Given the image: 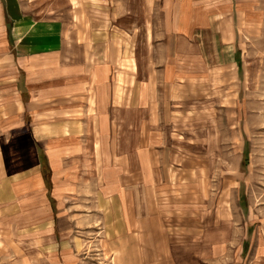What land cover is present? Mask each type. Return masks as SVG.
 <instances>
[{"label": "crops", "instance_id": "crops-1", "mask_svg": "<svg viewBox=\"0 0 264 264\" xmlns=\"http://www.w3.org/2000/svg\"><path fill=\"white\" fill-rule=\"evenodd\" d=\"M262 5L0 0V264H31L15 256L22 238L50 257L56 233L63 238L88 230L107 233L116 264H166L176 246L193 247L195 260L197 248L209 252L208 264L227 252L228 236L213 229L211 210L197 211L189 196L180 211L172 201L158 206L162 199L154 196L176 197L166 176L178 165L186 173L212 171V164L194 160L198 135H191L192 119H204L207 109L183 101L198 93L195 79L203 72L212 90V78L225 83L223 63L214 62L228 54L205 55L202 44L213 45L212 34L220 33L219 44L230 46L239 30L259 27L244 14L264 12ZM122 125L132 131L118 132ZM206 134L205 155L212 158L222 133ZM254 258L250 264H264V248Z\"/></svg>", "mask_w": 264, "mask_h": 264}, {"label": "rangeland", "instance_id": "rangeland-1", "mask_svg": "<svg viewBox=\"0 0 264 264\" xmlns=\"http://www.w3.org/2000/svg\"><path fill=\"white\" fill-rule=\"evenodd\" d=\"M259 8L263 9L264 5ZM244 15L246 21L255 20L258 24L260 22L259 27L239 30L237 41L227 47L219 44L220 33L212 34L213 45L206 43L207 45L201 46L205 55L212 53L217 58L221 54H228V60L224 61L221 57L214 62L223 63L227 73L224 77L225 83L221 86L222 80L218 82L215 77L212 78V90L209 86L211 78L208 75L206 77L202 70L200 72L203 74L195 79L198 93L195 89L190 91V99L183 101L207 109L204 111V119L201 116L192 119V126L195 128L191 135L205 136V141L198 136L193 139L197 145V156H194V160L198 165L212 164V171L203 167L202 170L196 168L186 173L178 165L175 172L169 173V177L166 176V180L174 185L172 194L176 197L168 200L172 197L167 194L154 196L162 199L155 200L158 206H170L172 201L173 208L179 210L184 206L183 203L190 200L189 203L195 205L197 211L208 208L213 212V229L219 232L224 230L228 236L227 252L215 256L213 264H250L255 259L254 255L264 248V12L250 11ZM200 36L203 38L204 33ZM120 119L126 121L125 114ZM211 122L215 124L214 134L216 130L219 135L222 133L223 143L218 155L208 158L205 154L210 134L206 133L213 130ZM130 127L128 130L122 125L118 132H130ZM196 140H200L199 143ZM213 143L212 141L211 144ZM39 159L42 174V160L49 170L42 151ZM47 175L48 184L43 174L42 177L49 189L50 170ZM162 179L164 181V174ZM185 196H189L188 200ZM199 223L197 220L195 224L198 226ZM106 224V221L100 222L101 227ZM25 241L22 238V251L15 255L22 262L30 260L31 264H116L114 256L116 259L117 253L109 252L107 233L103 235L99 231L94 233L88 230L81 235L74 234L63 238L56 233L50 257L48 254L33 252L34 247H29L31 245ZM65 246H69V252L62 254ZM176 247V251L171 253L172 260L166 264H201L202 259H206L208 264L210 261L207 260L209 252L204 253L197 248L195 260L193 247L189 248L191 253L189 249L183 251L181 247Z\"/></svg>", "mask_w": 264, "mask_h": 264}, {"label": "trees", "instance_id": "trees-1", "mask_svg": "<svg viewBox=\"0 0 264 264\" xmlns=\"http://www.w3.org/2000/svg\"><path fill=\"white\" fill-rule=\"evenodd\" d=\"M43 168H44V170H43ZM47 172L49 173L48 167L46 166V164L42 160V174L44 175V179L46 180V184H48V175H47Z\"/></svg>", "mask_w": 264, "mask_h": 264}]
</instances>
